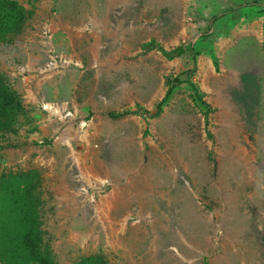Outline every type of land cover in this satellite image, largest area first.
I'll list each match as a JSON object with an SVG mask.
<instances>
[{
    "label": "rangeland",
    "instance_id": "1",
    "mask_svg": "<svg viewBox=\"0 0 264 264\" xmlns=\"http://www.w3.org/2000/svg\"><path fill=\"white\" fill-rule=\"evenodd\" d=\"M0 264H264V0H0Z\"/></svg>",
    "mask_w": 264,
    "mask_h": 264
},
{
    "label": "trees",
    "instance_id": "2",
    "mask_svg": "<svg viewBox=\"0 0 264 264\" xmlns=\"http://www.w3.org/2000/svg\"><path fill=\"white\" fill-rule=\"evenodd\" d=\"M238 18V15H235V17L233 19H237ZM186 52L185 48L183 47H180V48H177L175 49L174 51H172L171 53H166L167 55L169 56H181L183 55L184 53ZM178 82V81H177ZM179 84V83H178ZM174 90V85H171L168 89V91L166 92V95L165 97L163 98V100L158 104L157 106V111L160 112L162 110V107H163V104L164 102L171 96L172 92ZM135 111H127V112H123V113H119V114H116L115 116H122V115H126V114H129V113H133Z\"/></svg>",
    "mask_w": 264,
    "mask_h": 264
}]
</instances>
